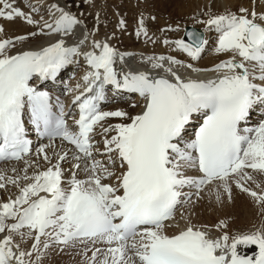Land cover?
I'll list each match as a JSON object with an SVG mask.
<instances>
[{"label": "snow or ice", "instance_id": "obj_1", "mask_svg": "<svg viewBox=\"0 0 264 264\" xmlns=\"http://www.w3.org/2000/svg\"><path fill=\"white\" fill-rule=\"evenodd\" d=\"M0 5V18L20 17L40 26L41 33L48 29L47 34L70 35L80 23L56 5L52 8L59 16L51 23L34 20L8 0H0ZM240 12L204 21L218 34L215 53L232 57L216 64L211 71L217 78L207 81L182 79L171 66L196 69L165 56L148 60L153 69H163L171 79L143 71H117L116 50L93 42L99 52L83 53L89 70L82 77L83 91L72 100L78 108L75 130L64 119L63 105L57 101L60 114H54L49 94L38 91L30 81L55 79L73 63V57L81 55L79 45L66 47L61 39L38 51L9 54L27 37L0 41V161H19L29 154L23 119L27 114L41 135L73 146L71 160L76 163L72 166L80 169L83 164L86 173L80 179L73 172L65 181L61 162L68 161L69 152L57 153L52 163L44 147L38 149L50 166L32 176L25 170L23 179L31 182L20 187L15 200L0 204V233H8L0 239V264H39L53 245L63 250L77 244L91 252L86 264H264V225L232 236L225 233L218 239L208 238L191 225L171 236L165 231V222L174 218L186 187L195 188L197 197L207 188L209 196L220 203L224 194L231 199L234 184L257 205L264 204V189L257 192L248 186L260 188L255 174L264 176V122L242 127L255 106L264 105V16L252 12L249 18L246 9ZM141 34L147 35L142 20L137 36ZM186 36L187 41H174L175 47L196 61L207 41L193 31ZM124 55H119L120 61ZM165 62L170 67L165 68ZM106 85L138 93L145 100L143 111L131 117L123 110L101 111ZM197 116L201 122L186 138ZM113 117L130 122L103 125ZM97 127L103 151L96 148ZM94 152L107 156L108 163L96 159ZM117 164L118 175L112 170ZM189 169H196L198 175H189ZM111 177L114 183H104ZM4 180L0 175V188ZM8 182L19 184L18 179ZM183 202H190V197ZM219 227L226 224L221 221ZM14 234L21 243L31 240L32 251L14 243ZM251 246L256 248L254 255L238 250Z\"/></svg>", "mask_w": 264, "mask_h": 264}, {"label": "bare ground", "instance_id": "obj_2", "mask_svg": "<svg viewBox=\"0 0 264 264\" xmlns=\"http://www.w3.org/2000/svg\"><path fill=\"white\" fill-rule=\"evenodd\" d=\"M30 1L32 3L30 2L29 6L26 7L25 4H23V7H21L20 9L22 11H24L25 8L33 7L32 5H33L34 1L33 0H30ZM45 1L46 0H41L40 2L44 3ZM244 1H242L240 3V0H214L212 3L214 5H218V11H221L223 8L234 9L239 4L240 5L245 4V7H246L248 5V3H247L248 0H244ZM40 2H38V3H40ZM54 2H55V4H53V5H56L57 8H60L63 11L69 12L70 14L75 16L78 21H80L79 24L74 26L72 33L70 35H61V34H56V33L47 34L49 32L48 29H44L42 33L40 32V30H39V32H35V29H33V27H32L33 25L32 26L28 25L20 17H16L12 20H7V19L3 18V19H0V28L2 29V31H0V36H1L0 41L5 40V39L15 40L14 37H16V36L17 37L18 36H26L27 37L26 40L19 42V43H16L14 47L9 49V54H13V53H16L18 51L27 50V49H32V50L38 51V50L42 49L43 47H47L50 44L55 43L61 39L64 40L66 47H73V46L79 45L80 51L82 54L83 52H87V51H98V50L93 49V47H92L93 42H100V43L101 42H103V43L108 42L109 39L107 38V36L102 37L98 34L97 35L95 34V36H93V38H92V40H93L92 43L89 44L88 39L91 36L89 34L90 30L88 29L84 20L82 18L77 17L71 11V9L66 5L65 0H54ZM258 3H259V9L264 11V0H258ZM36 4H37V2L35 3V5ZM33 8H35V11H36V13H34L32 11L33 16L35 15L34 20H36V21H39L38 19H42L44 17H47L46 19H42V20L48 21L49 23H51L56 17L59 16V13L56 12L55 9L52 8V5L50 4V2L46 3L41 8H40V5H39V8H36V7H33ZM42 8H46V9L43 10ZM40 9L43 11H41ZM127 9H129V8H127ZM37 10H38V12H37ZM50 12L52 14H50ZM42 14H45V15H42ZM130 15L131 14H129V16ZM257 22L259 23L260 21L257 20ZM135 28H137V26ZM132 29H131V31H132ZM211 32H212V28H211ZM33 33H40V34L32 35ZM201 33H202V31H201ZM202 35H203V33H202ZM212 35H213L212 37H215V38L218 37V34L216 32H213ZM177 37L178 36H168L167 40H170L171 46L174 45V41L177 40ZM203 37H205V36L203 35ZM152 38L153 39H149L147 41L145 38L128 36L125 38V41L128 43L127 48H129V49H127V48L121 49L118 47L115 48V46H113L112 43H109V46L112 47L114 50H116L117 54H119V55L120 54H126L123 61L130 63L133 66H135L134 69L124 68L125 71H127V72L132 71L133 72L136 69V70H140L143 72H147L149 75L155 74L157 72H159L162 75H165L167 73H165V71L163 69H157V70L153 69L151 61L148 60L149 57L155 58V57L163 56V54H165V53H163V51L161 50V48L159 46L160 40L163 39L161 37V35H157V36L153 35ZM171 39H172V41H171ZM204 39L207 41V43L205 44V47H204V50L202 51V53L204 55L205 51H209V52H207V54L208 53L209 54H208L206 60L203 62H198L197 64H194L193 63L194 61H192L189 57H187V55L185 53L177 50L175 46L173 47L175 49V53L170 54L171 56H165V57H171L175 60L180 61L181 65H187V64L191 63L193 68L196 69V71H193L192 69H189L187 67H182L180 65L171 66L173 71L176 72V74L179 75L182 79H186L189 76L200 77L204 80H209L212 77H217L218 74L215 73L214 71H211V69H213L216 64H218L224 60L232 58L230 53H228V54H216L215 53L214 49L216 47V41L217 40L215 41V43L213 42V45H211V43L209 41V37L206 36ZM81 40H84L83 44H80ZM110 40L114 41V39H110ZM113 41H111V42H113ZM171 46H168L167 48H169ZM210 47H212V48L208 49ZM170 49H172V48H170ZM206 55H204V56L206 57ZM76 57H78V56L73 57V59H75ZM181 59H184V61H181ZM237 59H239V57H237ZM79 62H83V61L81 59H79L78 64H79ZM80 65L81 66L78 69L82 70L84 68V63H81ZM73 67L74 66H72L70 68V71H71V69H73ZM167 67H170V65H168L165 62V68H167ZM78 73L79 72H76L75 75ZM75 79H76V77H74V73H73V76L71 77V81L69 83H66V84L69 85L70 83H73L75 81ZM72 90L73 89L68 90L67 92H70ZM141 104H142L141 102L136 103V100H134L131 103H121V104H116L115 106H108L103 111L123 110V111L127 112L128 115L131 117V116L140 114V110L142 108ZM252 118H255V116H252ZM128 122H130V121L127 119H121V118H115L114 117L113 119H107L106 121H103L102 123L104 126H108V125H114L117 123H128ZM254 123H256V122H254ZM100 130L101 129L99 127H97L96 133L99 132ZM41 147H44L45 153L48 155L49 160L51 162H54V163L56 162V154L57 153H63L65 151L69 152L68 161L67 162H63V161L61 162V165H62L64 170L66 168H68V170H67L68 172L64 175V177H69L68 173L72 172V170H73L72 165L76 163L75 161L71 160V152L69 150H66L63 146H59L58 143L51 144L49 142L43 143V145H41L39 148H37V147L33 148L34 152L36 151V154H37V150L40 149ZM33 150L30 153L31 155H33V153H34ZM31 155L28 158L22 160L21 162H17L15 164H5V165L0 166V175H3L5 177V179L8 180L10 178V176H13V174H14L12 179H18V181H19L18 185L13 184V186L16 187V190H18V192L15 191L13 194H11L12 197H15V195L18 196L20 187H23L26 184L31 182L29 180L23 179V177L25 176V170H26L28 176H32L36 172H38L37 171L38 168L40 169V171H43V170H46L47 165H50L49 162L44 159L43 154L39 153V156L37 157V159H38L37 162H35V160H34L33 165L26 166V167L22 168V166H20V165L25 163V161H27L28 159H30ZM98 157L102 158V156H97L96 158H98ZM105 159H107V158H105ZM103 163L106 164V161H104ZM13 168H16L15 172H14ZM117 168H118V165H116L115 167H112V170L116 173ZM82 169H83V164H81V168L78 170H75V172L77 174H83L84 176H86V173L84 171H82ZM193 172H194V169L188 170L189 174H193ZM255 175L257 177V182H259L261 185L260 190L264 189V179H262V177L259 174H255ZM2 182L4 183V181H2ZM104 182H108V181L105 180ZM109 182H111V181H109ZM5 190L8 191V188H6ZM206 190H208V189L206 188L204 191H206ZM255 191H257V190H255ZM258 191H259V189H258ZM4 192H3V196H1L2 199H5ZM202 194H204V192H202L201 195ZM9 199H10V197H9ZM212 199H215V197L212 196L209 198V200H212ZM212 203H210L209 205H207L206 208H204V210L206 211V214H208L207 212H208V210H210ZM258 206L259 205H257L256 202L254 201L253 209H254V207H258ZM221 208L226 209L227 206H222ZM198 209L203 210L202 207L192 208L189 204V205L185 206L184 208H182L180 210V212L177 211L180 215L178 216V214L176 213L173 220L170 223H166V225H167V227L165 229L166 233L169 236H171V235L178 234L181 230L185 229L186 227H188L190 225L193 226L194 228L196 226H198V223L195 222V220L193 219L195 217V214H196L195 211L199 212ZM249 209H250V207H246V210L241 208L240 206L232 207L231 209H229L227 211L226 210L222 211L220 217L216 218V221L219 220V221L224 222L223 219H227V220L229 219L232 222L228 224V228L226 229V231L230 234L231 232L228 229L234 228L236 231L240 232L245 227L250 226L253 221L258 220V216H259L258 209H256V210L254 209L255 211L253 213H252V211H249L250 213H248V212L242 213L243 211H248ZM247 214H249V218L247 220L240 219V217L242 215L244 217V215H247ZM198 217H203V214L199 213ZM205 218H207L208 220H211L213 222L215 220V219L212 220V219L208 218V216H205L204 219ZM176 219H177V222L180 223L179 224L180 226L178 225L176 227H172L171 224L174 223L176 221ZM243 221H247V223L249 222L248 226L245 225L243 223ZM175 225H176V223H175ZM236 228H239V229H236ZM22 231H26V230H22ZM216 231L217 230L211 231L207 235L210 236L211 238L215 239L217 237ZM222 232H224V231H222ZM230 236H232V234H230ZM13 239H14V243L19 244L21 249H23V250L28 249L32 243L31 240H27V241L21 243V238L18 234L13 235ZM42 240H43V238H42ZM238 250L240 251L241 254H244V255H254V253L250 252L249 247L246 249H242V247H240Z\"/></svg>", "mask_w": 264, "mask_h": 264}, {"label": "rangeland", "instance_id": "obj_3", "mask_svg": "<svg viewBox=\"0 0 264 264\" xmlns=\"http://www.w3.org/2000/svg\"><path fill=\"white\" fill-rule=\"evenodd\" d=\"M33 1L34 2L32 6L36 8H39V5L41 8L48 2H50L51 5L55 4L54 0H46L45 1L46 3L40 2L41 0H33ZM35 1L37 2L36 5H35L36 3ZM213 1L214 0H208V1L207 0H65V3L77 17L82 18L84 20L85 24L90 30L89 32V34L91 35L89 37L90 42L93 36H95V34L96 35L98 34L102 37L107 36L109 41H113L110 39H114V41L111 43L115 47L117 46L118 48L125 49L128 46V43L125 41V38L128 36L145 38L148 41L149 39H153L152 38L153 35L156 36L161 35L163 39L160 40L159 46L163 51V53L168 51L169 54L175 53V49L173 48L175 44L171 46L170 40H167L168 36H178L177 40L182 39L183 31L185 28L188 27L196 30L198 29L197 31L200 30L199 32L202 31L205 37L208 36L210 38L209 40L212 45L214 42L213 40H215V38L212 37L213 39H211V36L213 35L212 33L211 34L209 33L211 32V30L210 31L208 30L211 28L207 27V25L204 23V21H207L210 17L222 15L228 12L236 15H241L242 14L240 12L241 9L247 10V13L249 14V18H251L252 12H255L257 17L264 16L263 14L264 11L259 9L258 0H248L247 1L248 5L246 7L245 4H241V5L239 4L234 9L223 8L221 11H218V5H214L212 3ZM242 1L244 0H240V3ZM8 2L12 3L14 7L20 9L21 7H23V4H25L26 7L29 6L31 1L8 0ZM0 7H2V5H0ZM33 7L32 10L30 9V7L25 8L23 12L26 15L30 14L34 19L35 15L33 16V12L36 13V11L35 8ZM42 9L44 10L46 8H42ZM129 14L131 15L129 16ZM46 18L47 17H44L42 19H46ZM42 19H38V20L40 21ZM141 20L143 21V27L147 32L146 36L143 34L137 36V31L140 27ZM121 21L124 22L122 27L120 26ZM136 26L137 28H135ZM32 27L33 29H35V32H39L40 26H32ZM165 41H169V43H165ZM168 45L171 47L167 48ZM208 54L206 55V57L202 55L197 60V62L205 61ZM113 118H108V119H113ZM262 179H264V177H262ZM248 186L253 190H257V192H260V188H257L255 184L249 183ZM9 189L11 188L10 187L8 188V192H7L8 194L5 193L6 190L0 189V196H3L4 191H5L4 192L5 197H8V195L10 196V194L13 192L10 193ZM209 198L210 196L208 194V190H206L204 191V194H202L199 197L200 200L199 199H197L198 201L192 200L190 204L192 208L202 207L203 209V210L198 209L199 212L195 211L196 214L193 219L195 220V222L198 223V225H200L199 227L196 226L197 229H200L206 233H209L210 231H214V230H217L218 232L220 229H222L220 230L222 235L227 233L230 236V234L235 235L239 233L250 232L255 229L261 228L262 224L264 225V204H262L259 205L258 207H254L255 210L258 209L259 211L258 220L253 221L250 226H248L249 222L247 223V221H243V223L248 227H245L242 231L240 232L236 231L234 228L228 229L231 232L229 234L226 231V229L228 228V224L232 222L229 219H228L229 221L227 219H223L224 223L226 224V227L224 228L219 227L221 221L219 220L216 221V218L220 217L221 212L224 210L227 211L232 207L240 206L245 210L246 207H250L248 211H243L242 213L245 212L250 213L249 211H252L253 213L255 211L253 209L254 200L247 193L241 192L239 189H237L234 184L232 186L231 199L228 198L227 194L221 196L220 203H217L216 199L209 200ZM210 203H212V206L210 210H208L207 212L208 214H206L204 208H206L207 205H209ZM222 206H227V208L222 209L221 208ZM199 213L200 214L202 213L203 217H198ZM205 216H208V218L212 220L215 219L214 222L208 220L207 218L204 219ZM241 217L240 219L247 220L249 218V214L244 215V217L242 215ZM222 231H224L225 233ZM5 233L6 232L0 233V238H3L5 236ZM97 247H102V245H97ZM246 248L242 247V249H246ZM249 248L251 253H255L256 251L255 246H251ZM26 250L32 251V249H26ZM86 256H91V252L87 251V249L83 244H77L75 247H68V248H64L63 250H61V246L50 247L48 250L44 252L42 259L39 261V264H86ZM31 259L34 262L36 261L35 254L32 256Z\"/></svg>", "mask_w": 264, "mask_h": 264}, {"label": "water", "instance_id": "obj_4", "mask_svg": "<svg viewBox=\"0 0 264 264\" xmlns=\"http://www.w3.org/2000/svg\"><path fill=\"white\" fill-rule=\"evenodd\" d=\"M189 31H193V32H195L193 29H187L186 32H185V37H186V38H187L186 33L189 32Z\"/></svg>", "mask_w": 264, "mask_h": 264}]
</instances>
